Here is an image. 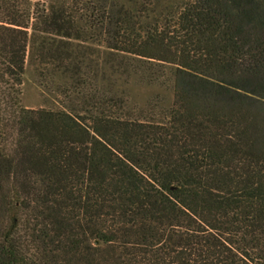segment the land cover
Listing matches in <instances>:
<instances>
[{"label":"trees","instance_id":"trees-1","mask_svg":"<svg viewBox=\"0 0 264 264\" xmlns=\"http://www.w3.org/2000/svg\"><path fill=\"white\" fill-rule=\"evenodd\" d=\"M79 22L173 103L69 68L54 37L81 39ZM41 36L71 82L28 108ZM0 264H264V0H0Z\"/></svg>","mask_w":264,"mask_h":264},{"label":"rangeland","instance_id":"rangeland-1","mask_svg":"<svg viewBox=\"0 0 264 264\" xmlns=\"http://www.w3.org/2000/svg\"><path fill=\"white\" fill-rule=\"evenodd\" d=\"M115 1L117 4H154L157 11L165 8H171L178 4H183L185 0H108V4ZM32 3L48 4L50 0H31ZM148 2V3H147ZM79 25L85 27L81 32V39L76 38H61L54 37L56 45L58 43L69 42L68 45H62L60 53L65 60L70 63L69 68H73L74 63H78L81 67L99 73V78L102 79L103 74L106 75L105 82L112 83L113 87L123 96L126 97L132 104L139 107H145L149 102H159L163 106H170L174 101L173 92L166 89L160 84L146 83L138 76L120 69L118 66L119 55L108 49L106 45L97 41V39H90L92 36L97 37L101 33L100 29H91L89 25L84 22H79ZM31 32L33 30L31 29ZM103 35L98 36L102 38ZM33 41L36 39L33 36ZM43 36L38 37L36 42L31 43V48L26 59V70L24 76V83L22 86L23 95L22 103L28 108L39 107H57L60 102V94L57 92V84L64 81H70L69 72L63 73L65 68H55L52 63L43 62L39 55V44L42 42ZM53 41L47 39V43ZM61 41V42H59ZM55 49V48H54ZM65 52H70V57H66ZM48 77L51 82V89L40 85V81L44 75Z\"/></svg>","mask_w":264,"mask_h":264}]
</instances>
